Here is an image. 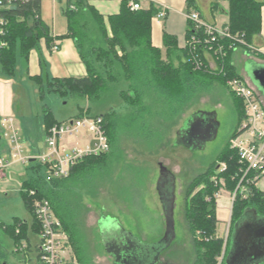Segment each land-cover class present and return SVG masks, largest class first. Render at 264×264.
Wrapping results in <instances>:
<instances>
[{
    "label": "trees",
    "instance_id": "16d2710c",
    "mask_svg": "<svg viewBox=\"0 0 264 264\" xmlns=\"http://www.w3.org/2000/svg\"><path fill=\"white\" fill-rule=\"evenodd\" d=\"M187 1L189 4L193 0ZM226 1L227 21L221 26L226 33L225 37L216 39L209 48L208 45L192 43V36L202 38V29L195 28L188 21L183 48L177 47L174 36L163 32L162 41L165 49L163 57L161 49L151 42V20L159 9V6L151 2L147 8L131 10L128 7L129 0H121L118 12L104 17L87 3L80 11H75L71 5L80 6L83 0H76V3L68 0L64 11L67 31L52 38L49 29L40 19L41 0H0V67L6 75L15 74L18 57L24 62L28 61L30 51L40 38H44L48 50L51 51L55 40L70 37L76 45L86 74L78 77H52L46 82L47 89L60 96L72 94L98 103L102 94L121 87L118 90L119 99L131 107V111L123 116H119L113 110L97 114L103 117V127L110 149L105 153L86 157L73 165L68 178L76 180L77 176L85 177L84 174L103 168L108 158L113 155V148L123 127L135 133L140 130L143 133L147 132L149 137L147 140L153 143L152 136L155 132L153 127L156 125L149 117L152 104H161L165 107V111L159 112L158 116H172L191 104L199 92L208 89L215 82L223 83L226 87L228 79L240 78L230 62V53L235 47L261 55L250 51L248 45H251L254 36L260 33L261 7L264 0ZM189 11L188 9L187 13ZM85 12H88L86 17ZM218 45H222L220 52L217 51ZM203 51L215 59L214 68L207 64ZM173 56L175 61L172 59ZM40 77L37 75L30 79L38 84L37 79ZM38 86L40 93L43 86L39 84ZM149 94L153 101L156 99L155 103L152 100L147 103ZM230 94L239 118L237 123L239 127L244 120L242 102L231 92ZM56 123L58 121L52 112L44 109L45 131ZM241 132L234 130L231 138ZM217 160L224 163L223 168L217 170L216 165L212 164L206 172L196 175L186 188L184 218L194 245V264H217V259L225 246L226 250L219 263L223 264L234 225L244 210L251 208L264 215V192L256 187L257 181L250 182L247 184L246 196H242L237 190L232 200L226 241L222 236H217L218 220L215 215L214 194L220 188L234 191L241 177V163L237 152L229 143L221 149ZM28 163L35 173L41 171L43 166L46 174L28 177L19 188L20 197L32 217L29 227L31 233L36 234L39 231V225L32 215V201L35 198H45L49 200L55 215L66 230L76 255L77 248L69 231L67 215L63 214L59 205V196H54V190L60 188L67 178L49 177L46 165L39 162L36 164L34 161ZM29 190H33L34 194H29ZM2 226L14 243L28 239L26 221L14 217L11 223ZM16 227L18 233L15 232Z\"/></svg>",
    "mask_w": 264,
    "mask_h": 264
},
{
    "label": "rangeland",
    "instance_id": "374dc122",
    "mask_svg": "<svg viewBox=\"0 0 264 264\" xmlns=\"http://www.w3.org/2000/svg\"><path fill=\"white\" fill-rule=\"evenodd\" d=\"M70 1L76 3V0ZM83 3L80 6L76 4L77 8L71 5V8L80 11L86 3L88 4L86 0H83ZM87 15L88 12H85L84 16ZM64 41L60 47L61 52L71 49L70 53H74L73 48L67 47ZM38 51L40 52L39 70L44 77L37 79L38 84L43 86L40 93L38 84L27 76L26 62L20 57L14 78L15 124L18 125V134L23 141L22 157H27L28 153L32 152L37 158L46 151L44 109H49L58 122L86 115L95 116L107 110H113L119 116L131 111V107L119 99L118 90L121 87L102 94L98 103L85 97L72 94L60 96L49 91L45 74L48 78L52 76V65L37 48V53ZM51 55L60 76H68L65 60L60 57L59 52L52 50ZM260 56L264 57V53ZM172 59L175 61L174 56ZM227 88L223 83L215 82L208 89L199 92L191 104L172 116H158L159 112L165 111V107L161 104H152L149 117L156 125L153 127L155 128L153 140L151 139L153 143L147 140L149 138L147 132L143 133L140 130L135 133L123 127L117 138L118 142L113 148V155L108 158L103 168L84 174L85 177L77 176L76 180L68 178L69 174L64 177L67 179L60 188L54 190V196H59V205L63 214L67 215L69 231L77 248L75 256L81 264H112L113 259L105 251L100 239L97 221L101 216L116 218L125 231L138 239L137 242L141 246L138 251H144L143 247H164L158 261L151 264H194L195 250L184 218V198L188 184L196 175L206 172L212 164L216 165L217 170L223 168L224 163L218 162L217 157L225 144L229 143L230 146L234 130L238 131L239 118L233 97ZM148 96L144 97L148 98L147 103L153 99L150 94ZM153 102L155 103L156 99ZM214 115L220 122L217 137L189 138L190 142L186 143L185 137L193 118L195 116L207 118ZM87 139V135L81 133L77 137L65 138L64 142L72 146ZM2 144L6 151L12 150L4 136ZM10 156L9 160H12ZM34 163L38 164V160L36 159ZM159 163L169 170L175 184L176 204L173 213L175 235L167 246L163 241L165 217L157 191ZM29 165L28 162H18L7 166L5 182L9 183L10 187L0 190V260H6L10 264H29L27 257L13 253L14 242L10 241L11 238L4 232L2 226L11 223L14 217L30 220L31 214L25 207L19 190L14 187L19 188L21 180L26 177L46 174L43 166L41 171L35 173ZM256 187L264 192V175L257 181ZM234 191L223 189L216 198L215 215L218 220L216 234L222 236L224 240L228 234ZM29 236L33 238L31 233ZM69 244L74 251L70 240ZM225 250L226 247L223 246L222 251ZM223 252L217 259V264L221 263ZM258 264H264V260Z\"/></svg>",
    "mask_w": 264,
    "mask_h": 264
},
{
    "label": "built area",
    "instance_id": "2783aa9c",
    "mask_svg": "<svg viewBox=\"0 0 264 264\" xmlns=\"http://www.w3.org/2000/svg\"><path fill=\"white\" fill-rule=\"evenodd\" d=\"M131 10L142 8L138 0H129ZM165 9L159 6L157 17H162ZM187 20L195 28L202 29V38L192 36V43L210 47L218 38L225 37L226 33L221 26L203 20L196 10L186 14ZM58 45L53 43L51 50H56ZM236 48V47H235ZM250 51L263 54L264 51L257 46L248 45ZM222 50V45L217 46V51ZM198 66V65H197ZM229 91L242 102L244 120L238 127L242 131L230 139V146L235 149L240 166V181L232 194L242 196L247 194V184L258 181L264 175V107L255 91L240 78H230L226 81ZM85 131V132H83ZM83 133L88 139L76 145L65 144L64 139ZM7 138L12 147V156L21 162L29 161L28 157L21 156V142L17 130L13 125V118L6 117L2 121L0 137ZM45 153L36 159L49 169V177L64 178L69 174L70 168L89 156H96L109 150V142L103 129L101 115L82 116L58 122L50 126L45 133ZM8 161L0 157V181L4 179V170ZM220 188L215 194L218 198L222 192ZM33 195L34 191L29 190ZM232 203V201H231ZM32 215L39 225L38 243L30 245L28 239H21L13 244V253L27 257L29 264H81L70 248L69 237L62 227L61 221L55 215L49 200L35 198L32 201ZM15 232L19 230L16 227ZM35 235V234H34ZM0 264H10L0 260Z\"/></svg>",
    "mask_w": 264,
    "mask_h": 264
},
{
    "label": "crops",
    "instance_id": "0c3cea01",
    "mask_svg": "<svg viewBox=\"0 0 264 264\" xmlns=\"http://www.w3.org/2000/svg\"><path fill=\"white\" fill-rule=\"evenodd\" d=\"M68 0H41L40 6V19L49 29L50 36L55 38L59 35H63L67 31V19L65 16V7ZM121 0H86L88 4L92 5L98 13L102 14L104 17L117 13L120 7ZM142 8H147L149 3H153L157 6H161L165 9V13L162 17H157L156 14L152 17L151 20V42L152 45L161 49L162 56L164 57V46L162 41L163 32L168 33L176 38L177 47L183 48L186 42L185 32L187 27V10H196L200 17L206 22L222 26L227 21V1L226 0H193L189 2L187 0H138ZM65 40V41H64ZM65 42L67 47H72L74 53H70L71 49L64 50L61 52V44ZM69 45H68V43ZM54 43L58 45L56 49L60 57L65 60L66 73L68 76H83L86 74V69L80 57L78 55V50L72 38L64 37L63 39ZM252 44L257 46L259 49L264 51V4L261 7V28L260 33L254 36ZM37 48L41 50L42 54L47 58L51 66L52 77H65V75L60 76L55 64H53V56L51 55L52 50L49 51L44 38H40L35 47L30 51L28 61L26 62V73L30 78L32 76L43 75L40 73V60H39V51L37 53ZM55 50V51H56ZM204 57L207 61V64L210 68L215 67V59L211 55L203 51ZM18 62V59H17ZM230 62L233 65L236 73L248 86H250L259 97L262 106L264 107V94L259 90L256 85L252 82L250 77L249 69L254 68H264V57L257 54H251L250 52L245 51L243 48L236 47L230 53ZM17 66V65H16ZM15 74L13 76L6 75L0 67V128L2 127V121L6 117L13 118V125L18 133V125L15 124L16 121V110H15ZM46 82L50 79L47 74ZM44 79V77H43ZM32 80V79H31ZM34 81V80H33ZM46 133V131H44ZM19 136V134H18ZM2 138L0 137V157L8 161V165L13 163L21 162L17 158L12 156V150L6 151L2 144ZM21 147L23 141L20 139ZM45 142V139H44ZM9 147V145H8ZM46 147V145H45ZM5 150V151H4ZM11 153V156H10ZM9 154V155H8ZM9 156L12 160H9ZM27 157L29 161H35L36 155L32 152H29ZM7 168V167H6ZM5 168V170H6ZM4 170V179L0 181V190H6L10 187V184L5 182L6 173ZM27 179L24 178L21 180V183ZM20 183V186H21ZM19 190L18 186L14 187ZM223 191V190H222ZM22 220V219H21ZM26 221V220H24ZM27 224L31 225L32 217L30 215V220L26 221ZM8 224V223H7ZM218 225V223H217ZM99 229V227H98ZM100 231V230H99ZM31 230L28 227L27 236L30 245H35L38 243V234H32L33 238H30ZM100 234V233H99ZM141 238V237H139ZM12 242V240L10 239ZM13 244V243H12ZM4 255V254H2ZM6 261V260H4ZM7 262V261H6Z\"/></svg>",
    "mask_w": 264,
    "mask_h": 264
},
{
    "label": "water",
    "instance_id": "95a60500",
    "mask_svg": "<svg viewBox=\"0 0 264 264\" xmlns=\"http://www.w3.org/2000/svg\"><path fill=\"white\" fill-rule=\"evenodd\" d=\"M250 77L256 87L264 94V68L251 67ZM192 125L193 123L189 125L187 137L184 136L186 143L190 142L189 138H213L210 135V129L208 127L204 132H202L203 129L200 128H196L197 131H195V129L191 130ZM159 167L160 173L157 179V191L162 204L163 215L165 217V234L163 241L165 246H167L171 243L175 235L173 220L174 179L169 170L161 163H159ZM164 188H166V194L164 192ZM97 224L100 230L99 233L101 243L109 255L114 256L113 251H118L119 248H121L120 243L117 241L118 239H114L116 236H119V241L128 246L126 249L127 251H138L141 249V246H139L137 242L138 239L134 238L129 232L125 231L124 228L117 222L116 218L101 216L98 219ZM143 248H145L143 254L146 255V258L141 263L137 264H151L154 261L157 262L164 247ZM148 249L152 251H149ZM263 260L264 215L258 214L251 208L245 209L241 217L234 225L223 264H258Z\"/></svg>",
    "mask_w": 264,
    "mask_h": 264
},
{
    "label": "flooded vegetation",
    "instance_id": "af4514ba",
    "mask_svg": "<svg viewBox=\"0 0 264 264\" xmlns=\"http://www.w3.org/2000/svg\"><path fill=\"white\" fill-rule=\"evenodd\" d=\"M191 130H196V128H200L203 129L202 132L205 131V129H207V127L210 129V135L214 138L217 137L218 135V131L220 128V122L217 119V116H208L207 118H201V117H197L195 116L193 118V121H191L190 124H192ZM200 133V131H199ZM168 180V179H167ZM165 180V181H167ZM168 184V183H167ZM163 185V184H162ZM169 186V184H168ZM165 187V186H164ZM166 188H164V192L166 194ZM173 196H174V206H175V184H174V192H173ZM174 206H173V213H174ZM120 237L116 236L114 239L117 240L120 245L121 248H119L118 251H113L114 256L110 255L113 259L112 264H137V263H141L145 258L146 255L143 254L144 251H127V245L123 244L121 241H119ZM122 250V251H120ZM126 250V251H124ZM161 254V253H160ZM109 255V254H108ZM160 256V255H159Z\"/></svg>",
    "mask_w": 264,
    "mask_h": 264
}]
</instances>
